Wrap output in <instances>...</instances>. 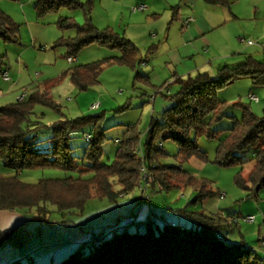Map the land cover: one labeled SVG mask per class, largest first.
Instances as JSON below:
<instances>
[{
    "label": "trees",
    "instance_id": "trees-1",
    "mask_svg": "<svg viewBox=\"0 0 264 264\" xmlns=\"http://www.w3.org/2000/svg\"><path fill=\"white\" fill-rule=\"evenodd\" d=\"M210 5L229 7L235 0H203ZM94 0H37L38 15L58 10L80 8L84 22L79 24L70 16H59L55 21L60 29H74V37L60 36L55 45L65 46L67 55H75L82 47L98 42L117 48L119 56L68 68L72 83L85 90L98 82V75L106 62L118 61L131 66L135 64L138 48L128 38L109 27L98 28L91 17ZM19 25L0 8V38L4 41L18 40ZM0 55V72L4 62ZM249 76L253 84L264 85V61L246 55L241 63L223 65L216 73L198 72L186 78H178V89L165 95L169 100L159 114L151 115L145 138L127 129L118 141L113 159L101 161L104 128L97 126L102 113L66 119L52 125V133L44 146L39 145L35 130L41 122L33 119L36 105L56 107L48 90L33 88L23 100H15L0 107V159L13 175L0 174V210L34 209V219L50 223L48 205L57 212L68 215L69 211H81L92 197L116 200L118 195L141 183V172L146 170L153 179L145 185L168 189L189 184L200 186L190 173L180 165L155 164L166 155L162 143L171 140L177 145L175 154L179 163L191 157L206 159L205 152L197 144L200 136L213 138L217 131L213 124L224 115L226 101L217 97V91L235 79ZM241 109L240 119L233 117L232 125L219 141L215 162L221 166L243 164L240 154L256 147L254 163L247 177L237 173L235 182L243 189L257 193L264 188V116H257L249 104L235 103ZM94 123L91 140L86 142L80 157L72 154L71 134L84 123ZM140 142V145H139ZM159 144L162 147H159ZM140 149V154L137 152ZM56 168L76 173L63 178H43L36 183L20 180L23 170ZM116 176L122 185L121 192L114 191L110 177ZM142 186V185H141ZM201 187L197 199H205L213 193ZM144 188V189H145ZM196 200L194 198L192 201ZM186 222H164L159 213L148 208L143 218L134 214L127 216L124 226L110 230H89L87 242L77 245L63 259L50 264H264V257L244 241L227 239L231 224L219 213L207 214L180 209ZM100 217V215H99ZM129 218L131 220H129ZM52 223V222H51ZM135 226L134 229L129 226ZM141 225V229L138 226ZM82 228V227H81ZM85 230V229H84ZM225 232V236L221 235ZM21 245L20 227L0 230V245Z\"/></svg>",
    "mask_w": 264,
    "mask_h": 264
},
{
    "label": "rangeland",
    "instance_id": "rangeland-1",
    "mask_svg": "<svg viewBox=\"0 0 264 264\" xmlns=\"http://www.w3.org/2000/svg\"><path fill=\"white\" fill-rule=\"evenodd\" d=\"M240 1L244 3L247 0ZM36 2L37 0H0V8L19 25L16 42L4 41L0 38V55L3 56L4 66L9 68L11 80L12 78L20 79L18 86L11 90L2 87L4 95L0 98V107L15 101L21 93H29L35 87L40 90L47 89L56 107L36 105L32 117L33 119L38 117L37 119L41 122V126L34 133L39 145L43 144L42 146L51 135L53 124L66 119L102 113V117L97 123V126L105 129L101 161L109 163L113 159L119 139L127 129H132L138 135L139 141H143L151 115L159 114L170 104L165 95L174 94L178 89L177 82H173L175 75L173 76L171 73L175 66L165 65L164 61H160L159 69L166 75L163 80H159L156 74H151V69L155 66V61L152 63V58H156L157 53H161L162 50L152 46L145 47L138 49L134 66L112 60L109 63L106 62L98 75V82L85 90H80L72 83L68 75H64L68 68L75 64H86L119 56L121 51L105 44L93 42L72 55L77 58L76 62L68 63L66 47L55 45V43L60 36L74 37L76 31L60 29L55 21L59 16H70L77 23L82 24L84 22L83 10L60 7L58 10L38 15L35 8ZM91 17L93 21L92 12ZM237 42L242 46L246 44L239 40ZM262 56L261 54L258 60H262ZM216 71L217 69L214 73ZM195 74L196 72H191V76ZM187 76L189 75L180 78ZM0 83L6 84L1 77ZM248 92L255 94L259 98V102L250 101L247 97ZM154 96L156 97L155 107L152 99ZM217 97L226 101L223 109L224 116L213 124L217 135L213 138L203 135L197 139L198 147L205 152L206 159L193 156L188 161L179 163L175 157L176 143L167 140L162 143L166 155L159 157L155 163L180 165L201 184L200 186L175 185L161 190L156 184L154 187L145 188V185L153 177L146 170H142L141 183L134 185L123 194H119L116 200L92 197L87 200L81 211H69L67 217L57 212L54 206L48 205L50 223L47 224L39 220L31 222L34 227L43 229L44 244L53 246H58L56 244L60 245V243L65 244L69 235L63 221L80 226L85 231L97 232L101 228L110 230L117 226H124L127 216L132 211L137 212L142 205H145L159 213V217L164 222L175 221L178 224H184L186 218L180 209L185 207L189 211L207 214L219 213L231 224L228 230V240L244 241L264 257V188L256 194L251 193L250 190L238 186L234 180L237 173L247 177L254 163L253 156L256 147L248 148L240 154L241 159L245 160L243 164L221 166L215 162L219 141L231 127L233 117L240 119L241 109L235 103L249 104L253 113L257 116H264V85L253 84L249 76L241 77L218 90ZM93 103H99L97 109L90 108ZM93 127L94 123L92 122L84 123L71 134L69 143L72 147V154L79 157V162H81L80 157L86 145L83 134L87 132L92 134ZM162 145L159 144V147ZM137 152L140 154L139 147H137ZM0 174L5 176L14 174L12 170L3 166L1 159ZM69 174L75 176L76 173L56 168H34L23 170L19 178L27 183H36L43 178H63ZM110 183L114 191L121 192L122 185L116 176L110 177ZM202 186L211 190L213 194L205 199H197ZM142 197H144L143 200H141ZM194 198L196 200L192 201ZM24 210L30 215L36 214L34 209ZM249 215L255 217L252 222L244 219ZM62 225L65 230L62 229ZM129 228L134 229L135 226L132 225ZM138 228L141 229V225ZM56 229H58V234L55 233ZM221 235L225 236V232L221 231ZM65 248L69 251L64 255L58 253L51 261L50 257H46L42 261H38L40 259L37 258L35 263L57 262L76 247L69 241L65 244ZM52 252H54L52 247H48L43 253L46 256H51Z\"/></svg>",
    "mask_w": 264,
    "mask_h": 264
},
{
    "label": "crops",
    "instance_id": "crops-1",
    "mask_svg": "<svg viewBox=\"0 0 264 264\" xmlns=\"http://www.w3.org/2000/svg\"><path fill=\"white\" fill-rule=\"evenodd\" d=\"M139 3L146 4V9L132 12L131 7ZM92 16L98 28H111L128 38L138 49L152 46L162 50L152 58L155 66L151 74H156L159 80L166 75L159 69L160 61L175 66L171 71L175 75L174 83L181 76L191 75V72L215 74V70L223 65L241 63L246 55L259 59L262 54L261 61H264V0H247L244 3L235 0L229 7L210 5L203 0H94ZM188 18L192 20L186 22ZM245 37L253 43L242 46L237 42ZM4 69L10 73L8 66ZM19 82V78H10L6 84L0 83V98L4 95L2 87L11 90ZM152 99L155 107L156 97ZM147 210L142 205L131 214L139 219ZM33 221L37 222V219L24 209L0 210V230L19 226L23 237L21 245H0V264H36L35 259L42 261L46 257L51 261L56 254L64 255L69 251L65 248L69 241L77 247L90 238V234L80 226L62 220L69 235L65 244H44V231L31 225ZM62 229L65 230L64 225ZM55 233L58 234V229ZM48 247L54 250L51 256L43 253Z\"/></svg>",
    "mask_w": 264,
    "mask_h": 264
},
{
    "label": "built area",
    "instance_id": "built-area-1",
    "mask_svg": "<svg viewBox=\"0 0 264 264\" xmlns=\"http://www.w3.org/2000/svg\"><path fill=\"white\" fill-rule=\"evenodd\" d=\"M145 9H146V4H144V3H139V4H137V5L131 7V11H132V12H134V11H143V10H145ZM190 20H192V19H191V18H188V19L186 20V22H188V21H190ZM239 41L242 42V43L245 42V43L248 44V45H250V44L253 43V41H251V40H246V39H244V38H239ZM66 60H67L68 63L72 64V63H74V62L77 61V58H76L75 56H72V55H67ZM0 77H1V79H2L3 81H5V82L10 81V76H9V73H8V71H7L6 69H4V70H2V71L0 72ZM25 97H26V94L23 92V93H21V94L18 96L17 99H18V100H23ZM247 97H248V99H249L250 101H254V102H257V101H258V97H257L255 94L248 93V94H247ZM98 106H99V103H93V104H91L90 108H91V109H97ZM83 138H84L85 141L89 142V141L91 140V134H90L89 132L84 133V134H83ZM145 184H146V183H145ZM143 199H144V197H142L141 200H143ZM254 218H255V217H254L253 215H249V216H246L244 219H245L246 221H248V222H252V221L254 220ZM129 220H131V219L129 218Z\"/></svg>",
    "mask_w": 264,
    "mask_h": 264
}]
</instances>
